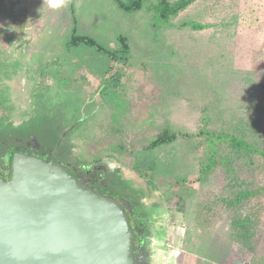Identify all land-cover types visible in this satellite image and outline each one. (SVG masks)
<instances>
[{
  "label": "rangeland",
  "instance_id": "374dc122",
  "mask_svg": "<svg viewBox=\"0 0 264 264\" xmlns=\"http://www.w3.org/2000/svg\"><path fill=\"white\" fill-rule=\"evenodd\" d=\"M155 2L128 14L111 0H66L58 11L48 0H0V167L17 140L35 141L61 162L98 166L108 195L142 206L152 222L146 264H246L253 254L229 237L224 175L217 171L201 185L198 165L203 129L264 105V0H195L158 27ZM71 4L78 35L111 53L126 36L129 59L110 62L95 46L71 48ZM187 20L206 27L175 28ZM164 131L182 135L152 151L169 166L151 185L133 164ZM240 177L263 186L264 166ZM182 188L191 192L179 202ZM243 202V213L259 222V253L264 195ZM208 241L209 259L198 247Z\"/></svg>",
  "mask_w": 264,
  "mask_h": 264
},
{
  "label": "water",
  "instance_id": "95a60500",
  "mask_svg": "<svg viewBox=\"0 0 264 264\" xmlns=\"http://www.w3.org/2000/svg\"><path fill=\"white\" fill-rule=\"evenodd\" d=\"M0 179V264H136L116 199L82 187L53 158L12 151Z\"/></svg>",
  "mask_w": 264,
  "mask_h": 264
},
{
  "label": "trees",
  "instance_id": "16d2710c",
  "mask_svg": "<svg viewBox=\"0 0 264 264\" xmlns=\"http://www.w3.org/2000/svg\"><path fill=\"white\" fill-rule=\"evenodd\" d=\"M111 1L117 8H119V10L128 14H134L142 10L148 0ZM194 1L195 0H176L171 2L169 0H156L155 3L151 4V7H153L155 12L153 23L154 26L158 27L168 24L169 19L172 16H176L180 11L184 10ZM70 11L71 14L74 15V7L72 4L70 5ZM72 24V34L69 41V46L71 48H76L78 45H84L88 47L95 46L98 48L99 53L109 57V60H111L110 62H118L120 60L127 61L129 59L130 45L128 44V38L126 36L120 35L119 38H117L119 50L114 49V52L111 53L110 50H106L102 46H98L92 39L77 34V21L75 19V15L72 17ZM205 27L206 25L192 20L183 21L179 25L175 26V28L178 29L190 28L194 31H200ZM207 110L208 109H206V111ZM263 113L264 105L255 106L252 111L247 110L245 115L237 117L236 122L233 124H231V121L225 122L226 124H222L218 129L206 128L201 131V136L207 147L203 160L200 162V165H198L200 184H205L209 177L217 171H220L224 175V180L226 181L224 192L227 197L223 198L222 200L224 201L225 207L231 212V214H229L231 219V232L229 233V237L236 244H238L240 249L253 254V260L246 264H264V248L259 253H255L254 250V245H256L257 240L259 239V222L256 219L255 221H252L250 214L243 213L242 211L244 206L243 201L264 195V185L252 186L254 184L253 179L247 182L245 179L240 177V174H244V172L259 173L264 166ZM219 117H221V113H219ZM203 120L208 125H210V123L213 121L208 113H205ZM70 131V129H66L65 133ZM180 135L182 134L179 132L169 131H164L158 134V136L152 140L150 146H148V149H146L150 153L149 156L143 158L141 157V159L134 161L133 168L136 173L141 177H148L151 185H153V181L156 178L161 176L165 177L169 163L167 161L158 159L156 154H152V151L163 145H168L176 141ZM193 146L195 147V143H193ZM53 155L57 156L56 153ZM94 161H96V165L101 164L99 163L100 161ZM83 166L87 167L89 170H92L91 166ZM175 180H177L178 185L181 186L185 184L186 177H178ZM182 190L184 193H180L177 198L179 202H183L184 196L191 192V190L187 192L183 188ZM106 191L109 192V189H106ZM130 206L135 208V213H139L142 209V206L138 205L133 200H131ZM136 217L138 216H135L134 220L137 222V224H133V229L134 226L148 228V226L152 223L151 220H148L149 224L147 221L141 220L140 223L146 224V226H142ZM258 217L259 212H257L256 218ZM188 241V239L185 241L187 246L194 244L193 242ZM207 245L208 247H206ZM207 245L203 244V246H198L201 248V251L206 248L204 252L200 254L202 256H206V258H213L212 255H207V250L210 248L212 249L211 251H213L214 248L212 245H210L209 241Z\"/></svg>",
  "mask_w": 264,
  "mask_h": 264
},
{
  "label": "flooded vegetation",
  "instance_id": "af4514ba",
  "mask_svg": "<svg viewBox=\"0 0 264 264\" xmlns=\"http://www.w3.org/2000/svg\"><path fill=\"white\" fill-rule=\"evenodd\" d=\"M9 147H12L10 148L11 150L9 151H16L19 153L33 155L43 160H50L51 158H53L56 162L60 163L66 169L68 173H70L74 178H76V180L82 187L92 189L100 195H106V196L112 197L111 195L107 194L108 193L106 191L107 188H105L107 187V184L105 183V180L103 179L104 183H102L101 180H99V178L101 177L100 173L95 175L98 171L97 169L99 168L98 166L92 167V170H89L87 167H84V166L79 168V167H75L74 165L70 163H65L63 161L61 162L57 156L51 154L50 152L44 151L43 148L40 145H38V143H36L35 141H31V140L29 142L17 140L14 145L9 146ZM7 161H8V157L7 159L3 160L4 162L3 164H6V165L0 167V179H3V180H8L10 178L9 176L10 166L9 164H7ZM119 203L124 205V209L126 211V214L129 218L131 228L133 230V236H134L133 254L135 255L136 264H146L147 261L145 257L147 256V253H148V247H147L148 232L150 231L151 224L148 226V228L134 226V229H133V224L134 225L137 224V222L134 220L135 216H138L136 218L138 219L139 223L141 222V220H145V218L143 217V212H142L143 210L141 209L139 213H135L134 212L135 208L130 206V204L127 201L123 203L121 202ZM145 221H147L149 224V221L147 219ZM140 224L142 226L144 225L146 226V224L144 223H140Z\"/></svg>",
  "mask_w": 264,
  "mask_h": 264
},
{
  "label": "clouds",
  "instance_id": "9594fccd",
  "mask_svg": "<svg viewBox=\"0 0 264 264\" xmlns=\"http://www.w3.org/2000/svg\"><path fill=\"white\" fill-rule=\"evenodd\" d=\"M66 0H48V6L53 11H58L65 6Z\"/></svg>",
  "mask_w": 264,
  "mask_h": 264
},
{
  "label": "bare ground",
  "instance_id": "6f19581e",
  "mask_svg": "<svg viewBox=\"0 0 264 264\" xmlns=\"http://www.w3.org/2000/svg\"><path fill=\"white\" fill-rule=\"evenodd\" d=\"M138 231V230H137Z\"/></svg>",
  "mask_w": 264,
  "mask_h": 264
}]
</instances>
